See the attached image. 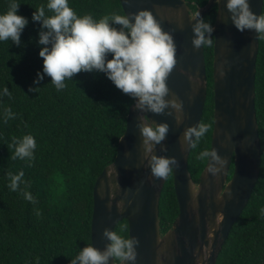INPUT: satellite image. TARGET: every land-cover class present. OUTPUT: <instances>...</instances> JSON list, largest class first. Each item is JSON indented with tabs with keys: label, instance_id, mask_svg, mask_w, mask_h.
<instances>
[{
	"label": "trees",
	"instance_id": "obj_1",
	"mask_svg": "<svg viewBox=\"0 0 264 264\" xmlns=\"http://www.w3.org/2000/svg\"><path fill=\"white\" fill-rule=\"evenodd\" d=\"M186 1L193 12L207 0ZM18 2L16 11L27 18L19 33L20 43L0 41V85L10 92V96H0V112L8 107L15 113L7 122L0 120V264H67L78 248L91 243L93 185L104 166L114 159L134 98L95 69L76 72L60 90L55 89L46 74L33 84L37 71L42 70V57L38 55L37 43L41 24L31 18V13L47 0ZM7 3L8 0H0V11L6 9ZM68 3L77 14L89 13L94 18L124 13L120 0H68ZM215 13L216 5L203 18L212 24ZM203 51L207 88L200 121L209 123L210 128L188 155L187 167L195 182L206 163L195 157L202 148L210 147L213 128V43L203 45ZM30 86L36 90L30 91ZM254 106L260 170L215 264H264V215L260 213V207L264 206V39L259 35ZM24 133L33 135L36 142L30 164L13 159L8 147L11 136ZM20 168L34 201L24 199L19 191L7 186V173ZM232 173L233 163L228 179ZM177 214L171 172L159 197L161 234L170 228ZM121 225L127 228L122 234L128 235L125 218L116 223L114 231H120Z\"/></svg>",
	"mask_w": 264,
	"mask_h": 264
},
{
	"label": "water",
	"instance_id": "obj_2",
	"mask_svg": "<svg viewBox=\"0 0 264 264\" xmlns=\"http://www.w3.org/2000/svg\"><path fill=\"white\" fill-rule=\"evenodd\" d=\"M125 13L145 8L151 11L162 30L170 32L175 44V64L165 83L168 96L182 102V119L176 123L174 110L141 111L135 101L128 107L126 126L117 142L114 159L104 166L93 185L91 244L107 243L102 228L114 230L125 218L128 234L135 236L134 262L107 264H215L233 222L246 205L260 170V142L254 106L255 62L258 34L239 31L231 23L224 0H207L199 5L201 16L216 5L213 37V128L210 147L224 158L215 178L206 163L195 182L187 167L191 147L180 146L183 129L200 121L207 88L203 45L193 47L191 9L186 0H120ZM254 13L261 12L263 0H248ZM165 121L168 131L161 145L152 151L175 156L173 186L178 214L169 229L160 233L158 204L165 177H153L143 159L137 123ZM233 173L228 179L230 164ZM118 184V187H117Z\"/></svg>",
	"mask_w": 264,
	"mask_h": 264
},
{
	"label": "clouds",
	"instance_id": "obj_3",
	"mask_svg": "<svg viewBox=\"0 0 264 264\" xmlns=\"http://www.w3.org/2000/svg\"><path fill=\"white\" fill-rule=\"evenodd\" d=\"M215 2L218 4L219 0ZM18 4V0H8L6 9L0 11V41L20 43L19 33L27 18L16 11ZM224 7L237 30L253 29L264 39V12L254 13L248 0H224ZM191 17L194 19L190 38L192 46L211 45L212 24L198 10L193 11ZM31 18L41 24L37 43L40 45L38 55L42 57V70L37 71L33 84L46 74L55 89L60 90L76 72L95 69L133 97L137 109L160 113L170 107L174 110L171 114L175 122L180 123L182 102L174 96L165 99L169 91L165 78L175 64V44L170 32L161 29L150 10L139 8L134 12H112L94 18L89 13L77 14L68 0H47L46 4L35 8ZM29 90L35 91L36 88L30 86ZM6 95L10 96L8 87L0 85V96ZM14 115L10 108L5 107L0 112V120L7 122ZM136 126L141 136L142 156L151 175L167 176L178 164L176 157L152 151L157 144L164 150L161 141L168 131L167 122L142 121ZM209 128L210 124L203 121L186 126L178 138L181 148L185 145L196 148ZM8 147L12 149L13 159L26 160L30 164L36 147L35 138L30 133L13 135ZM195 158L206 162L205 169L214 178L224 165V158L214 147L202 148ZM7 176L10 190L19 191L24 199L34 201L27 190L23 168L15 173L8 172ZM260 213L264 215V206L260 207ZM126 231V225H121L120 231L102 228V235L107 239L105 246L97 248L90 242L84 243L67 264H107L109 257L118 262H134L137 239L122 234Z\"/></svg>",
	"mask_w": 264,
	"mask_h": 264
}]
</instances>
